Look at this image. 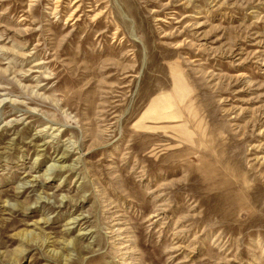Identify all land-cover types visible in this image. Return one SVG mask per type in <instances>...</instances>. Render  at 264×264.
<instances>
[{"label":"rangeland","instance_id":"obj_1","mask_svg":"<svg viewBox=\"0 0 264 264\" xmlns=\"http://www.w3.org/2000/svg\"><path fill=\"white\" fill-rule=\"evenodd\" d=\"M0 264H264V0H0Z\"/></svg>","mask_w":264,"mask_h":264},{"label":"crops","instance_id":"obj_2","mask_svg":"<svg viewBox=\"0 0 264 264\" xmlns=\"http://www.w3.org/2000/svg\"><path fill=\"white\" fill-rule=\"evenodd\" d=\"M175 97H176L177 104L169 103V104L165 105L164 107H160L159 108L160 111L157 114H155L156 116L153 119H149V120L161 121V120H165V119H177V118H179V113H178V110L176 107L179 105L178 104L179 102H178V97L176 94H175ZM153 106H154V104L152 105V107ZM161 110H162V112H161ZM146 116H147V114L143 115L141 118V121L147 120V119H145Z\"/></svg>","mask_w":264,"mask_h":264}]
</instances>
